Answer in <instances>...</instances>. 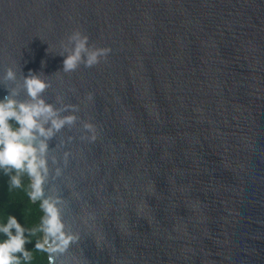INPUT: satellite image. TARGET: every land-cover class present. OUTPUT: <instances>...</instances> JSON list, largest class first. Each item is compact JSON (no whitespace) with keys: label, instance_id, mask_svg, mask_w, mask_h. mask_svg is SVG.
<instances>
[{"label":"water","instance_id":"obj_1","mask_svg":"<svg viewBox=\"0 0 264 264\" xmlns=\"http://www.w3.org/2000/svg\"><path fill=\"white\" fill-rule=\"evenodd\" d=\"M74 30L107 61L63 72ZM29 70L77 118L39 157L49 264H264V0H0V100Z\"/></svg>","mask_w":264,"mask_h":264},{"label":"clouds","instance_id":"obj_2","mask_svg":"<svg viewBox=\"0 0 264 264\" xmlns=\"http://www.w3.org/2000/svg\"><path fill=\"white\" fill-rule=\"evenodd\" d=\"M66 41L60 54L65 57L62 69L65 73L73 72L81 65L95 67L102 60L107 61L112 52L110 47L90 45L89 37L79 30L72 31ZM13 78L14 74L9 72L8 79ZM24 84L34 103L15 101L13 92L0 100V170L9 175L10 188H21L22 176L27 174L31 178L29 198L35 202L43 196L40 170L45 167V161L39 157L47 151V140L65 125L74 124L77 118L75 115L60 116V110L40 98L49 85L31 70L25 76ZM87 99L93 100V94L89 93ZM10 121H14L18 127H13ZM45 124L50 126L46 128ZM84 128L95 140L96 126L85 122ZM41 137L43 139L37 144L36 141ZM13 172L15 174L10 175ZM40 207L44 215L39 229H26L14 215H9L6 223L0 222V234L6 237L0 240V264H20L21 258L26 262L31 261L32 254L26 245L32 243L29 237L35 235L37 230L43 232V239L35 244L36 250L55 253L67 248L73 237L65 235V225L56 204L43 199ZM52 260L53 257L49 256V261Z\"/></svg>","mask_w":264,"mask_h":264},{"label":"trees","instance_id":"obj_3","mask_svg":"<svg viewBox=\"0 0 264 264\" xmlns=\"http://www.w3.org/2000/svg\"><path fill=\"white\" fill-rule=\"evenodd\" d=\"M13 127H18L14 121H10ZM15 173H10L14 175ZM31 191V178L27 174L22 176L21 188L9 187V175H5L3 170H0V222L6 223L9 215H14L18 221L26 229H39L41 219L44 215L40 203L32 202L29 198ZM27 235V233H26ZM3 234H0V240L5 239ZM32 243L26 245V248L31 252V261H24L21 258L20 264H49L48 253L36 250L34 247L38 241L43 239V232L37 230L36 234L29 237Z\"/></svg>","mask_w":264,"mask_h":264}]
</instances>
